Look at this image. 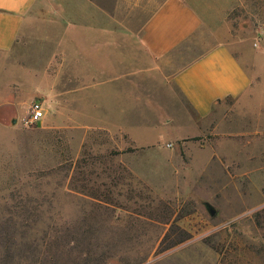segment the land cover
<instances>
[{"label": "rangeland", "instance_id": "obj_1", "mask_svg": "<svg viewBox=\"0 0 264 264\" xmlns=\"http://www.w3.org/2000/svg\"><path fill=\"white\" fill-rule=\"evenodd\" d=\"M149 1L113 0L94 81L74 65L73 2H45L0 51V264H264V0H231L161 59L131 31ZM218 38L252 82L200 115L173 76Z\"/></svg>", "mask_w": 264, "mask_h": 264}, {"label": "crops", "instance_id": "obj_2", "mask_svg": "<svg viewBox=\"0 0 264 264\" xmlns=\"http://www.w3.org/2000/svg\"><path fill=\"white\" fill-rule=\"evenodd\" d=\"M48 0H0V51L10 49L26 20ZM58 11L80 13V31L74 29L73 60L80 80L94 81L97 66L108 71L114 58L115 6L113 0H57ZM60 2H65L61 7ZM231 0H150L149 13L138 30L137 45L152 59H161L187 48V42L204 25H216L231 7ZM58 8V7H57ZM76 17V16H75ZM129 28V27H128ZM130 29V28H129ZM79 35V36H78ZM191 48V47H189ZM173 76L183 96L200 115H208L227 96L245 93L252 76L227 40L218 38L199 46ZM201 49H204L201 51Z\"/></svg>", "mask_w": 264, "mask_h": 264}, {"label": "built area", "instance_id": "obj_3", "mask_svg": "<svg viewBox=\"0 0 264 264\" xmlns=\"http://www.w3.org/2000/svg\"><path fill=\"white\" fill-rule=\"evenodd\" d=\"M44 115V105L42 100L34 98L29 103L27 114L22 118L25 125H34Z\"/></svg>", "mask_w": 264, "mask_h": 264}, {"label": "water", "instance_id": "obj_4", "mask_svg": "<svg viewBox=\"0 0 264 264\" xmlns=\"http://www.w3.org/2000/svg\"><path fill=\"white\" fill-rule=\"evenodd\" d=\"M15 120V119H14ZM212 211H214V209H212Z\"/></svg>", "mask_w": 264, "mask_h": 264}]
</instances>
